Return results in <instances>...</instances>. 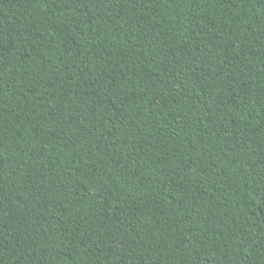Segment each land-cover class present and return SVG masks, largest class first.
Wrapping results in <instances>:
<instances>
[{"label":"trees","instance_id":"1","mask_svg":"<svg viewBox=\"0 0 264 264\" xmlns=\"http://www.w3.org/2000/svg\"><path fill=\"white\" fill-rule=\"evenodd\" d=\"M0 264H264V0H0Z\"/></svg>","mask_w":264,"mask_h":264}]
</instances>
